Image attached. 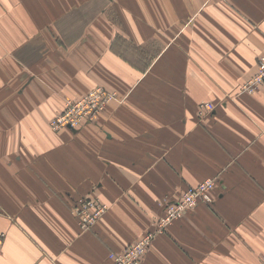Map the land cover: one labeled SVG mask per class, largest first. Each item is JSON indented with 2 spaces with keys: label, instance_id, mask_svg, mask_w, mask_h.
<instances>
[{
  "label": "crops",
  "instance_id": "crops-1",
  "mask_svg": "<svg viewBox=\"0 0 264 264\" xmlns=\"http://www.w3.org/2000/svg\"><path fill=\"white\" fill-rule=\"evenodd\" d=\"M263 52L264 0H0V264H109L208 177L143 264H261L264 85L237 88ZM93 83L128 99L52 131ZM86 195L109 206L88 231Z\"/></svg>",
  "mask_w": 264,
  "mask_h": 264
},
{
  "label": "rangeland",
  "instance_id": "rangeland-1",
  "mask_svg": "<svg viewBox=\"0 0 264 264\" xmlns=\"http://www.w3.org/2000/svg\"><path fill=\"white\" fill-rule=\"evenodd\" d=\"M264 54L261 53L260 55H258L257 57V70H256V73L258 72V69H259V59L260 57ZM253 74L251 77H249L246 81H244L242 84H240L238 86V94H254L256 93V91L259 89V87H253L250 88V90L247 89V83L252 79L254 78V76L256 75ZM255 81V79H254ZM91 93H95L93 94V98H97V95H98V101L95 105H93L90 109L86 110V111H83V117L81 114H79L78 116L81 117L79 120L76 121V124H73V126H64V125H61L59 127H57L55 124H60L61 120L59 119L60 118V115H62L63 113H65L68 109H69V106H75L76 108V105L75 103L78 102V100H81V99H85L87 97L90 96ZM97 94V95H96ZM128 99V92L123 94V92H119V89H117V87H110L109 85H104L102 83H93L92 86L90 88H88L86 91H84V93L82 94H78V95H74V96H69L65 99L64 101V104H62V107L61 109L55 111V113H53L49 119V126H50V129L52 131H55V132H61L63 130H68V131H76V129H81L82 127L86 126L87 124L89 123H93L97 120L98 116L103 112L105 111V109L108 108V106L110 104H112L113 102H122L124 100H127ZM201 107L205 108V109H209L210 111H213L215 109V104L212 102V101H205V102H202L201 103ZM75 108H71L68 110L70 114V116H68V119L73 118L75 119V114H74V109ZM202 109V108H201ZM71 120V119H70ZM59 122V123H58ZM206 182H210V187H209V192L211 193V191L213 189H215V187L218 186V180L215 179L214 177H208V178H205L203 180H201L199 183L195 184V185H191L189 186L184 192H182V194L177 197V198H174V199H168L166 204H165V207H164V211L163 213L161 214V216L154 222L153 224V228L151 230H149L147 233H145L144 235H142L138 240H136L134 243H131V244H128L127 246H125L123 249H121L120 251H115V252H121L123 251L125 248H127L128 246L130 245H133L135 243H137L139 240H142L146 237H150V241H149V238L145 239L146 242H148L149 244L146 246L145 248V253L142 257V260H141V264H143V261H144V257L146 256L147 252L149 251L153 241L155 240V238L159 235V233H162L164 231H166L168 229V227L173 224L176 220L180 219V218H176L174 219L171 223H169L167 225V227L164 229V230H160L158 228V224H159V221L164 217L165 213H166V208L168 207V205L171 203V202H174V201H177L179 200L187 191H189L191 188H196L197 190H200L202 185L205 184ZM199 196H205L204 193H201ZM84 198H92V199H95V200H99V201H102L103 203H105L107 205V208H106V211L108 210L109 206H108V203L104 202L103 200L97 198L96 196H80L78 197L77 199H75V204L73 206V213L75 214L74 212V208L76 207V205L79 203H82L84 201ZM201 201H206V202H210V201H213V196L210 194V197L207 199L205 197H200L197 201V204L192 207V208H189L187 209L183 216L186 214L187 211H190L194 208L197 207V205L201 202ZM105 211V212H106ZM104 212V213H105ZM104 213L102 215L99 216V218L92 224L91 227H89L88 229H85L81 226L80 222V226L81 228H83V230H90L97 222L98 220L104 215ZM76 215V214H75ZM182 216V217H183ZM76 217H78L76 215ZM78 221H79V218H78ZM110 255V253H109ZM263 258H264V255L262 256V263L261 264H264L263 262ZM110 259V257H109ZM111 264V259H110V263Z\"/></svg>",
  "mask_w": 264,
  "mask_h": 264
},
{
  "label": "built area",
  "instance_id": "built-area-1",
  "mask_svg": "<svg viewBox=\"0 0 264 264\" xmlns=\"http://www.w3.org/2000/svg\"><path fill=\"white\" fill-rule=\"evenodd\" d=\"M247 85L248 90H250L252 86L257 88L264 85V54L259 59L258 72L254 76V78H252L247 83ZM93 94L95 93H91L90 96L85 99L78 100V102L75 103L76 108L75 106H69V109L70 107L75 108V119L71 117V120L68 119V116H70L71 114L68 112V109L65 113L60 115V124L55 125L57 127L61 125L72 127L73 124H76V121L81 118L78 115L81 114L83 117V111L90 109L93 105L97 103L98 95L96 94L97 98L95 99L93 98ZM210 185V182H206L202 185L200 190H197L196 188H191L179 200L171 202L166 208V213L164 217L159 221L158 228L162 231L174 219L182 217L187 209L192 208L197 204V201L200 197H205L208 199L211 194L209 192ZM201 193H204L205 196H199ZM106 208L107 205L102 201L95 200L92 198H84V201L82 203H78L76 205V207L74 208V212L78 216L81 226L85 229H88L99 218V216L106 211ZM147 238H149L150 241V237H146L142 240H139L137 243L128 246L121 252L111 251L109 255L111 259V264H141L140 262L145 253V248L149 244L145 241V239Z\"/></svg>",
  "mask_w": 264,
  "mask_h": 264
}]
</instances>
